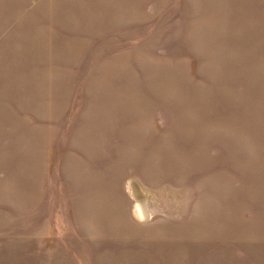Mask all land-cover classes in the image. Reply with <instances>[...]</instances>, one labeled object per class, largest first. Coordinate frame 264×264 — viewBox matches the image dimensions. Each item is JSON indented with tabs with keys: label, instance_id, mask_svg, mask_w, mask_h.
Masks as SVG:
<instances>
[{
	"label": "rangeland",
	"instance_id": "374dc122",
	"mask_svg": "<svg viewBox=\"0 0 264 264\" xmlns=\"http://www.w3.org/2000/svg\"><path fill=\"white\" fill-rule=\"evenodd\" d=\"M0 264H264V0H0Z\"/></svg>",
	"mask_w": 264,
	"mask_h": 264
}]
</instances>
